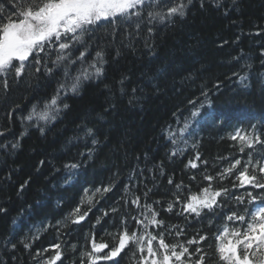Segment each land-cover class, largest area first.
<instances>
[{"label": "trees", "instance_id": "16d2710c", "mask_svg": "<svg viewBox=\"0 0 264 264\" xmlns=\"http://www.w3.org/2000/svg\"><path fill=\"white\" fill-rule=\"evenodd\" d=\"M203 4L192 0L186 16L175 17L174 22L153 21L151 34L150 25L142 23L139 35L130 43L126 36L129 30L135 33L134 24L128 29L122 22L118 32L112 25L99 28L91 40L89 60L102 48L107 61L104 75L84 81L78 94L62 95L61 108L65 103L68 108L48 125L45 135L36 127H25L29 122H22V117L34 104L43 108L57 83L64 79L63 66L52 78L36 79L26 74L18 84L13 82V74L6 93L0 86V207L5 209L0 212V264H40L54 255L55 244L62 245V264H80L81 253L90 250L88 240L93 233L97 241L103 239L112 246V234L120 227V213H103L112 207L125 211V185L141 197L142 203L159 201L153 206L165 227L176 224L186 228L181 241L198 230L209 232L203 247L211 257L207 264H214L215 228L209 230L207 218L189 222L176 215L178 206L173 212L165 209L175 198L176 184L187 186L181 189L182 199L199 194L207 185L203 180L205 171L215 175L229 160L247 159L246 153L251 150L241 154L227 139L229 133L250 124L264 127V0H203ZM78 67H71L73 76ZM240 76H247L244 84ZM133 96L136 99L132 100ZM196 110L198 115L193 117ZM10 111L12 116L8 115ZM213 115L221 119L213 122ZM186 121L190 134L187 143L178 145L184 151L170 157L176 146L165 132L178 130ZM86 128H92L94 136H84ZM22 132L25 135L21 136ZM92 139L98 143L93 145ZM17 141L19 147L13 149L11 145ZM89 149H93L91 159ZM197 152L208 163L198 161L197 169L185 168ZM75 162L80 163L75 170L64 167ZM153 168L154 172L149 171ZM192 174L195 180L190 179ZM169 178L174 181L172 185ZM110 183V192L93 197L94 206L86 221L81 225L69 222L67 227L57 229V222H64L82 198L87 199L85 189L92 195L96 188ZM213 183L214 187L230 185L228 180L223 185ZM21 185H25L23 191ZM149 189L145 201L144 193ZM236 191L243 194L245 189ZM232 205L230 201L224 212ZM83 207L87 208V203ZM132 211L135 214L136 210ZM98 216L103 219L96 224ZM131 228H135L134 222ZM165 239L177 242L174 231L165 232ZM9 240L16 244L15 249ZM20 241L31 247L25 249ZM38 252L41 255L37 257ZM117 259L120 264H136L132 251L127 249ZM98 264L113 262L101 260Z\"/></svg>", "mask_w": 264, "mask_h": 264}, {"label": "snow or ice", "instance_id": "6c2138e0", "mask_svg": "<svg viewBox=\"0 0 264 264\" xmlns=\"http://www.w3.org/2000/svg\"><path fill=\"white\" fill-rule=\"evenodd\" d=\"M233 2L235 3V0ZM191 4L192 0H187L186 3L185 0H7V3L0 0V86L6 93L10 87L9 78L13 77V74V82L18 84L25 79L26 74L36 79L41 76L52 78L56 70L63 66L64 79L57 83L56 91L45 100L43 108L34 104L28 114L22 117V122H29L25 127H36L41 135H45L48 125L57 119L63 109L68 108L66 103L63 104V109L61 108L62 95L78 94L84 81L99 79L104 75V65L107 63L104 50L101 48L95 51L94 58L89 60L91 40L99 28L112 25L118 32L122 22L128 29L134 24L135 33L129 30L126 36L130 43L139 35L142 23L147 22L150 25L148 33L151 34L153 21L163 24L174 22L175 17L184 18L186 9ZM201 6H204L203 0ZM216 6L219 7V3ZM112 35L115 38L116 32ZM146 47L151 46L146 43ZM119 54L117 50V56ZM261 55L264 56V52H261ZM76 65L79 67L73 76L70 69ZM239 79L241 84H244L247 76H240ZM120 83L123 84V80ZM132 91L135 93L136 89L133 88ZM203 94L207 96V93ZM13 111L8 115L12 116ZM198 111H193L192 116L196 117ZM220 119L219 116L213 115V122ZM33 121L34 124L31 123ZM189 129L190 125L186 121L178 130H166L167 139L176 146L170 152V157L184 151L178 145L181 142L187 143ZM0 135L3 133L0 132ZM84 136H94L93 129L86 128ZM227 139L234 142L233 146L237 147L241 154H245L246 149L251 150L246 153L247 159L229 160L228 157H219L220 160H229L227 166L221 167L215 175L205 171L203 180L207 181V185L200 189L199 194H189L182 199L181 189L187 186L183 183L176 184L175 198L168 203L165 211L173 212L178 206L176 215L184 217L186 221L196 219L197 222H202L207 218L209 230L215 228L214 264H264V127L258 128L256 124H250L248 128H236L228 134ZM97 143L96 139H92L93 145ZM196 146L193 144L194 148ZM257 146H260L259 149ZM11 147L18 148L19 141L12 143ZM257 151L259 155H256ZM92 152L93 149L88 150L89 159ZM198 161L205 165L208 163L201 160L197 152L185 168L197 169ZM43 163L41 161V164ZM64 167L75 170L80 167V163H69ZM159 168L160 174L163 175V165H159ZM149 171L154 172L155 169ZM195 178V174L190 176L192 180ZM226 180L230 181V185L214 187V181L223 185ZM168 183L172 185L174 181L169 178ZM24 187L25 185H21L20 191H23ZM112 187L110 183L96 188L92 195H88V189H85L87 199L82 198L81 204L69 213L64 222L58 221L57 229L67 227L69 222L81 225L89 217L94 206L93 197L96 194L103 196L104 193L110 192ZM237 189H245V192L237 194ZM253 189L257 191L253 192ZM150 191L151 189L144 193L145 201ZM124 193L123 213L117 207L103 213V216L120 213V227L112 234L114 243L110 246L103 239L97 241L93 233L88 240L90 250L86 248L81 253L80 264H98L101 260L120 264L117 258L121 257L126 249L132 251L136 264H207L211 257L204 251L203 245L209 240V232L198 230L191 238L181 241L179 238L186 236V228L176 224L165 227V221L158 218L160 213L153 206L159 204V201L142 203L141 197L135 195L128 185H125ZM129 195L133 196L131 200L127 198ZM230 201L233 202L232 207L228 212H224ZM85 203L87 208L83 207ZM241 205L245 206L241 208ZM132 209L136 210L135 214ZM4 211L5 209L0 207V212ZM102 219L103 217L98 216L96 224ZM133 222L135 228L130 229ZM92 227L95 228V225ZM149 229L163 230L153 232ZM173 231L177 242H166L165 232L172 234ZM37 238L38 236L33 237ZM8 243H11L13 249L16 248V244L11 240ZM20 243L25 249L31 247L26 241ZM71 247L73 250L76 248L75 245ZM53 248L54 255L40 264H57L58 261L62 264V245L55 244ZM137 253L140 255L137 256ZM40 255L39 252L36 254L37 257Z\"/></svg>", "mask_w": 264, "mask_h": 264}]
</instances>
